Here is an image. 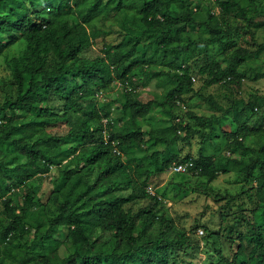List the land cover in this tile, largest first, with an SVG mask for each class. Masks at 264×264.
Masks as SVG:
<instances>
[{
    "label": "trees",
    "instance_id": "obj_1",
    "mask_svg": "<svg viewBox=\"0 0 264 264\" xmlns=\"http://www.w3.org/2000/svg\"><path fill=\"white\" fill-rule=\"evenodd\" d=\"M193 3L0 0V57L20 44L9 60L11 79L0 82L5 95L0 103V200L6 215V220L0 218V264H192L186 256L198 249L192 236L196 228L179 229L164 211L165 198L148 192L154 176L189 161L194 166L187 174L210 183L240 168L241 191L218 194L228 201L221 207L224 223L210 232L238 247L226 257L220 244L215 249L219 261L209 251L210 263L264 264L258 209H249L243 199L247 195L257 203L264 219V115L254 118L264 97L232 99L226 108L196 90L193 82V73L204 79V88H232L246 79L264 78V72L248 67L263 56L264 69V42L256 39L264 27L263 0H215L219 12L212 2L194 11ZM41 6L50 9L48 16L41 14ZM109 10L116 14L110 16ZM129 12L136 15L125 25ZM119 13L125 16L122 21ZM114 20L120 22L117 31L123 38L105 43L95 58L85 57L98 38L113 33ZM237 36H251L252 47H236ZM154 80L165 88V97L144 102L138 89ZM114 86L121 91L116 98L110 96ZM189 91L221 115L186 112ZM157 107L170 124L146 131ZM235 113V130H226L222 119ZM63 127L66 133L61 134ZM196 135L201 137L199 157L181 158L178 143ZM218 138L234 153L252 150L247 142L257 138L258 155L246 162L209 153L208 143ZM113 142L121 155L114 152ZM218 143L220 152L223 145ZM134 149L146 151L147 165L136 173L138 180L121 158ZM224 162L233 163V169ZM54 167L60 171L56 186L44 201L38 186L28 183L42 181ZM90 167L100 171L94 183L85 180ZM256 167L260 175L255 178ZM122 187L132 191L116 194ZM53 197L58 203L55 215L44 222L42 212ZM236 201L239 210L233 214L228 209ZM60 232L66 233V242L56 238Z\"/></svg>",
    "mask_w": 264,
    "mask_h": 264
},
{
    "label": "rangeland",
    "instance_id": "obj_2",
    "mask_svg": "<svg viewBox=\"0 0 264 264\" xmlns=\"http://www.w3.org/2000/svg\"><path fill=\"white\" fill-rule=\"evenodd\" d=\"M125 1L127 3L136 2L138 6L142 4V0H125ZM193 1H194L193 3L194 11L196 10L195 9L196 7H199L198 5L201 4L204 7H206L207 5L210 4V2L213 3L214 5L213 8L216 12L220 11V7L218 4L215 3V0H203L202 2H200L201 0H193ZM263 4H264V0H263ZM43 8H44L43 6L39 7V9H43ZM40 12L42 15L48 16L50 13V9L46 8L41 10ZM115 14L116 12L114 10H109L110 16ZM121 14L122 13H119L117 17V19L119 18L120 21H122V19L125 18V16ZM135 15H136L135 12L127 13L125 25L126 22L128 21H130L131 23ZM116 20L113 21L114 22L112 27L113 33L111 35H105L98 38L96 40V43H94V45H92L89 49L86 50L84 54L85 57L93 59L96 56L102 54L101 52L102 47H104L105 43L119 42L123 38V36H119L121 35L120 30L117 31L118 28L119 29L121 28V25L120 22H117ZM263 21L264 18L260 20V22ZM106 28L109 29L110 28L109 25H106ZM123 33H125L124 29H123ZM256 39L259 43L264 42V27L259 28L257 30ZM234 41L236 47H252V42H253L251 40V36H246L245 38L237 36L234 39ZM215 47H220V46L217 45ZM19 48H20V44L15 45L11 49L6 51L4 56L0 57V82L8 81L11 79L12 70L9 64V60L18 54ZM262 57L263 56L256 59L255 61L250 62L248 67L251 66L252 68L256 69L255 72L263 73L264 69L261 66ZM156 66L162 67L160 65H156ZM159 69L165 70L167 68L162 67ZM255 72H250V73L251 75H254ZM193 82L196 90L202 89V93L205 96H213L216 101H218L226 108L231 105L232 99H243L245 101H248L252 96H257L259 99L260 97H264V78H261L258 81H252L251 79H246L244 80L241 86H233L232 88L229 87L227 88L222 85H216L209 88H204L203 87L204 79L201 78V76H199L198 74L193 73ZM1 87H0V103L3 102L5 98L4 91ZM138 91L140 93V98L144 102H148L153 99L155 100L163 99L165 97L166 90L163 86H158L156 80H154L147 85H141ZM120 93H121L120 89H118L117 86H114V90L113 92H111L110 96L116 98L120 95ZM184 98H185L184 103L186 105L185 107L186 112L194 111L198 115H203L205 117H210L214 114L218 116L221 115V113L216 112L204 100L198 98L193 91L187 92ZM177 111L179 112V109ZM186 112L180 110V113H183L184 115ZM263 115H264V102L262 106L255 111L254 118H259ZM148 120L149 121H147L145 124L146 131H149L153 127H166L167 125L170 124V117L158 107L153 109V111L150 114V118ZM237 123H238V117L235 113V114H230L227 117L223 118L221 125L222 126L226 125L225 126L226 130L234 131ZM55 129L52 131H55ZM220 130L221 129L219 128L217 129L219 133ZM59 133L61 134L66 133V129L64 127L59 128ZM222 139H224L223 136ZM222 139L218 138L213 143L209 142L207 145L208 152L217 153L218 156H222L226 159L236 158V160H238L239 157H243L244 158L243 160L246 162H250L258 155L257 148L259 147L258 146L259 144L257 143V138H255L253 142L251 141L247 142L248 145L252 147V150H248L245 152L238 150L235 153L231 152L228 148H226V144ZM200 140L201 137L199 135H196L192 139L178 143V148L180 150L181 158H184L188 155L198 158L200 154ZM219 141L223 145L220 149V152L217 147L219 145L218 143ZM145 147H147V144L145 145ZM145 154L146 151L144 150L134 149L122 154L121 156L124 163L128 166V169L131 170L130 174L133 179H137L138 175L136 173L142 168L146 167L147 165V161L144 160ZM223 166H225L229 170L233 169V163H229L228 165L227 162H224ZM238 169L240 168L234 169V171H232V173L230 174L220 175L219 179L213 183H210L206 178H199L196 176H192L191 174H173L170 171L165 172L162 175L154 176L152 178L150 184L153 186L156 193H159L160 195H162L163 198H165L166 206L164 207V211L167 212L175 220L177 227L179 229L184 228L187 231H191L193 228H196L195 233L192 236L195 238L197 242L196 247L198 249L194 251V254H190L186 256L189 260H191L189 261V263L211 264L210 263L211 256L208 253L209 251L215 257L214 261L215 262L219 261L220 258L216 255L215 249L220 244H222V251L224 256L232 257L233 254L236 252L238 243H234L231 240H227V239H220L217 236H210V232L219 231L222 224L224 223L221 219V207L225 206L228 201L224 200L222 197L219 198L218 194L233 195L241 191L242 184L238 181L239 179ZM59 172L60 171L58 170V167H54L52 172H50L45 176H42L43 177L42 181L36 178L35 180L29 181L28 185L32 187L38 186L40 197L44 201H46L50 193L55 189L56 186L55 181L59 175ZM99 172L100 171L98 170V168L93 169L92 167H90L85 169L84 171L85 180L88 183H94L99 176ZM259 175H260L259 167H256L254 171V177L256 178ZM138 182L140 183L141 180H139ZM131 191H132L131 188L122 187L118 189V192L116 194L127 195ZM243 199L245 205L249 209H253V210L256 209V212L258 209V212L255 215V219L262 224V227L264 229V219L261 216L262 209L257 208L258 207L257 203L254 204L251 201V199L247 197V195H244ZM253 199L257 200L258 197L254 196ZM237 203H238L237 201L231 203L228 211L234 214L237 210H239V205ZM57 206L58 203L56 200H54V197L49 204L45 205V210L42 212V220L44 222H48L49 219L55 215ZM139 207L140 206L137 205V208ZM37 208L38 206L35 207L34 209ZM0 218L6 220L5 219L6 215L4 213L3 204L1 200H0ZM33 237L34 235L32 234L30 236L31 240ZM56 238L59 239L61 242L67 241L66 233L64 232L58 233L56 235Z\"/></svg>",
    "mask_w": 264,
    "mask_h": 264
},
{
    "label": "built area",
    "instance_id": "obj_3",
    "mask_svg": "<svg viewBox=\"0 0 264 264\" xmlns=\"http://www.w3.org/2000/svg\"><path fill=\"white\" fill-rule=\"evenodd\" d=\"M118 87H122V85L119 84ZM105 122H108V120H105ZM108 137L109 136L107 135L106 139H108ZM113 146H114V152L121 155V152L119 151L116 142H113ZM193 166H194V163L192 161H189V162L184 163V164L183 163H174L170 167V172L173 174H187V173H190V169L193 168ZM148 192L152 195L155 194V190H154L153 186L148 187Z\"/></svg>",
    "mask_w": 264,
    "mask_h": 264
}]
</instances>
